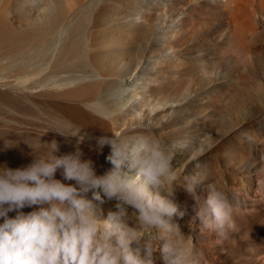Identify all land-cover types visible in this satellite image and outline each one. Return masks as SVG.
<instances>
[{
  "label": "bare ground",
  "instance_id": "6f19581e",
  "mask_svg": "<svg viewBox=\"0 0 264 264\" xmlns=\"http://www.w3.org/2000/svg\"><path fill=\"white\" fill-rule=\"evenodd\" d=\"M34 101L86 140L162 137L178 173L203 179V197L211 184L235 205L237 231L221 237L174 186L176 220L201 264H264V0H0V137L27 130ZM57 141V155L74 151L76 138ZM87 145L82 158L108 171L106 146ZM116 204L105 198L102 215ZM153 259L164 264L159 251Z\"/></svg>",
  "mask_w": 264,
  "mask_h": 264
},
{
  "label": "clouds",
  "instance_id": "9594fccd",
  "mask_svg": "<svg viewBox=\"0 0 264 264\" xmlns=\"http://www.w3.org/2000/svg\"><path fill=\"white\" fill-rule=\"evenodd\" d=\"M49 130L36 142L22 140L31 150L29 164H0V264H155L157 251L164 264H201L202 250L176 220L184 213L172 199L175 185L193 201L202 229L225 238L237 231L229 195L210 184L203 197L198 192L203 179L195 173L181 176L173 164L174 146L151 130L126 140L98 137V150L111 146L112 167L103 174L82 158V129L71 124L51 129L76 138L74 151L60 155L56 139L41 140ZM0 140V151L21 142ZM58 170L63 179L56 178ZM105 198L117 201L116 211L106 217L99 207ZM25 207L32 210L25 213Z\"/></svg>",
  "mask_w": 264,
  "mask_h": 264
},
{
  "label": "rangeland",
  "instance_id": "374dc122",
  "mask_svg": "<svg viewBox=\"0 0 264 264\" xmlns=\"http://www.w3.org/2000/svg\"><path fill=\"white\" fill-rule=\"evenodd\" d=\"M35 103V104H34ZM37 101H34V102H32V103H30V105L28 106V109H27V114H28V116H27V124H26V129L27 130H25V129H22V130H16V132L15 131H10V132H7V135H9V139H10V137H11V139L12 140H21V142L19 143V145L17 146V147H13V148H9V149H6V150H3V151H0V164H2V163H7V165L9 166V167H12V164H14L13 162H16L17 161V167H23V166H25V164H24V161H26V158H27V156H26V153H27V151H28V149H29V147L26 145V144H24L23 143V139L24 140H27L28 141V139H29V141L28 142H36V141H38V139H39V135H41V131L42 132H45L44 130H48V129H50V132L51 133H53V131L54 130H51L52 128L53 129H58V130H61L60 128H62V127H58L57 128V126H60V125H58V123L54 120V119H52V116L49 114V112L46 110L45 111V109H44V107L40 104V103H38ZM36 105V106H35ZM31 107V108H30ZM42 108H43V110L46 112V114L42 111ZM33 109V110H32ZM38 109V110H37ZM2 110V107L0 106V111ZM33 112H32V111ZM42 112H41V111ZM30 111V112H29ZM38 111V112H37ZM40 112V113H39ZM33 115H32V114ZM41 113H43L46 117H49L50 119L49 120H54L53 122L55 123V124H48V120H46L45 118L43 119V118H41V117H43V116H41ZM30 114H31V116H30ZM40 114V115H39ZM48 114H49V116H48ZM35 116V117H34ZM0 118H1V115H0ZM37 118V119H36ZM31 119V120H30ZM29 120V121H28ZM46 120V121H45ZM34 121V122H33ZM48 121V122H47ZM31 123V125H32V129H31V126L29 125ZM41 123V125H39ZM46 125H45V124ZM52 123V122H51ZM42 125H43V127H42ZM45 125V126H44ZM35 126V127H34ZM29 127V128H28ZM41 127V128H40ZM48 127H50V128H48ZM34 128H39V129H41V130H39V129H34ZM34 129V130H33ZM63 129V128H62ZM30 132H29V131ZM1 131V130H0ZM24 131V132H23ZM26 131V132H25ZM3 132V131H2ZM2 132H0V136H3V133ZM31 132H33V133H35L34 134V136H32L33 134L31 133ZM49 131H48V133H46L47 134V136L44 134L42 137H41V140H42V142L43 141H50L51 139H49L50 138V136H52V138H54V136L53 135H55L57 132H55V133H53V135L50 133ZM30 133V134H29ZM37 133V134H36ZM40 133V134H39ZM6 134V133H5ZM25 134V135H24ZM27 134L30 136H27ZM32 134V135H31ZM39 134V135H38ZM43 134V133H42ZM23 135H24V137H23ZM50 135V136H49ZM26 136L27 137H29V138H27L26 139ZM47 138H46V137ZM55 136H59V134H57V135H55ZM61 136V135H60ZM60 136H59V138H54V139H56V140H59L60 139ZM34 137H36V138H34ZM49 137V138H48ZM0 138H3V139H5V140H7L8 138H6V137H0ZM62 138H63V136H62ZM34 139V140H33ZM48 139V140H47ZM85 141H87V142H85ZM91 143H90V142ZM92 141H94V142H92ZM59 143V142H58ZM82 145H91V144H96V139H93L92 140V138H89V139H85L82 143H81ZM87 145V146H88ZM3 146V144H0V147H2ZM106 146V147H105ZM105 146H103V148L105 147V149H106V152H108V154H110V152H111V146H109V145H105ZM26 147H28V148H26ZM107 147H108V149H107ZM29 151H31L30 149H29ZM224 163H225V160L223 161ZM229 165V164H228ZM13 168V167H12ZM32 210V208H30V207H25L24 209H23V211L25 212V213H27V212H29V211H31ZM9 215H15V212H11V213H9Z\"/></svg>",
  "mask_w": 264,
  "mask_h": 264
}]
</instances>
